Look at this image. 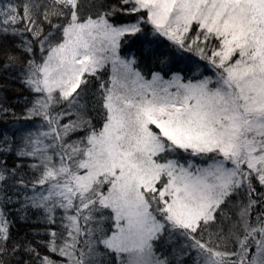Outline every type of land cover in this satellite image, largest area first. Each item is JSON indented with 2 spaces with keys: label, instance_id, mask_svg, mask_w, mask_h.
Instances as JSON below:
<instances>
[{
  "label": "snow or ice",
  "instance_id": "obj_1",
  "mask_svg": "<svg viewBox=\"0 0 264 264\" xmlns=\"http://www.w3.org/2000/svg\"><path fill=\"white\" fill-rule=\"evenodd\" d=\"M0 124V264H264V0H0Z\"/></svg>",
  "mask_w": 264,
  "mask_h": 264
},
{
  "label": "trees",
  "instance_id": "obj_2",
  "mask_svg": "<svg viewBox=\"0 0 264 264\" xmlns=\"http://www.w3.org/2000/svg\"><path fill=\"white\" fill-rule=\"evenodd\" d=\"M178 57L181 55L180 53H177L176 54ZM15 101H13V103H14ZM0 130H2V124H0Z\"/></svg>",
  "mask_w": 264,
  "mask_h": 264
}]
</instances>
